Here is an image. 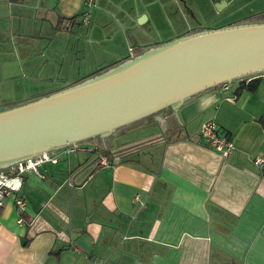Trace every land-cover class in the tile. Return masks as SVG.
<instances>
[{"label": "crops", "instance_id": "obj_1", "mask_svg": "<svg viewBox=\"0 0 264 264\" xmlns=\"http://www.w3.org/2000/svg\"><path fill=\"white\" fill-rule=\"evenodd\" d=\"M161 1L98 0L89 9L85 0H0V104L25 103L184 35L197 24L184 5L205 21L237 20L264 4L191 0L194 8L180 0L185 15L174 13L169 35L144 38V25L162 16ZM122 36L128 54L119 57ZM105 44L113 54L92 72L87 52L96 62ZM258 77L252 90L238 89L239 80L217 85L187 99L177 116L164 109L161 127L143 118L83 142L91 152L62 154L41 164L39 175L27 172L23 221L11 199L0 210V264H264V162L253 163L264 157V74ZM208 120L232 138L229 155L204 143L199 127Z\"/></svg>", "mask_w": 264, "mask_h": 264}, {"label": "water", "instance_id": "obj_2", "mask_svg": "<svg viewBox=\"0 0 264 264\" xmlns=\"http://www.w3.org/2000/svg\"><path fill=\"white\" fill-rule=\"evenodd\" d=\"M201 28L81 82L0 105V168L149 116L161 127L164 109L176 114L204 90L264 74V22Z\"/></svg>", "mask_w": 264, "mask_h": 264}, {"label": "built area", "instance_id": "obj_3", "mask_svg": "<svg viewBox=\"0 0 264 264\" xmlns=\"http://www.w3.org/2000/svg\"><path fill=\"white\" fill-rule=\"evenodd\" d=\"M85 3L89 9H92L97 0H85ZM88 15L81 16L78 18V22H87ZM131 49V48H130ZM252 77H246L242 79L249 80ZM240 79V80H242ZM224 87H229L231 83H223ZM235 97V96H234ZM199 133L204 143L220 153L223 156L229 155L231 150L234 148L232 138L227 135L220 133L216 123L212 120L204 121L200 124ZM60 151H43L42 153L36 154L30 158L10 164L6 168H0V210L4 206L7 199H11L15 208L17 209L19 216L18 222L23 221V214L27 207L26 197L23 191L24 175L27 172H33L39 175L38 167L49 162L55 164L58 162L59 157L62 154H70L76 151H88L91 152L94 149L90 146H86L83 142H73L66 144L59 148ZM99 164L108 166V160L105 155L99 154ZM264 162L263 156H257L253 159L255 165H261Z\"/></svg>", "mask_w": 264, "mask_h": 264}, {"label": "rangeland", "instance_id": "obj_4", "mask_svg": "<svg viewBox=\"0 0 264 264\" xmlns=\"http://www.w3.org/2000/svg\"><path fill=\"white\" fill-rule=\"evenodd\" d=\"M98 1V0H97ZM192 1L191 0H188L187 1V4H189V6H193L194 8H196V6L193 4V3H191ZM180 0H163V1H161L160 2V9H161V13H162V16H161V18L160 19H158L157 21H156V23L155 22H153V23H147V24H145L144 26H145V28L144 29H142V32H141V34L143 35V37L144 38H149V37H153L154 35L155 36H157V37H161L162 38V36L164 35L165 37L167 36V35H169V33H170V31L168 32V30L166 29L167 28V26H169V24L171 25V23L172 22H174V21H176V23L178 24V22H177V19H178V17H176L177 16V14H174L176 11H179L180 13H181V15L182 16H184L185 15V13L183 12V10L181 9V6H180ZM183 4V3H182ZM94 7H96V6H94ZM93 7V8H94ZM256 8L257 7V5L255 4V3H252V6H250V5H248V6H244V10L245 11H247V10H249L250 8ZM92 8V9H93ZM149 8V10L147 11V12H149L150 11V14H152L151 12H153L155 9H156V7L154 8V7H148ZM183 9L184 10H188L189 11V8L186 6V5H184V7H183ZM243 10V11H244ZM190 11H191V9H190ZM243 11H240V12H243ZM194 14V13H193ZM169 17H170V19H174L173 21H170L169 20ZM165 18V19H164ZM224 20H226L225 19V17H222L221 18V16L220 17H218L217 19H212V20H210V22H213V25H214V27H218V26H220L221 25V23L224 21ZM195 21V20H194ZM180 23V25H178V27L179 28H181L182 26H183V23L180 21L179 22ZM186 23V26H187V29H186V31L188 30V26H189V24H188V22H185ZM182 28H184V27H182ZM168 32V33H167ZM171 36V35H170ZM127 37V41H132V43H131V46H134L135 44L133 43V42H135V40H136V36H134V35H128V36H126ZM116 42V40H112V43L114 44ZM154 46H156V45H154ZM101 49H98L97 51H96V62H93V60H92V56L94 55V52L92 51V52H87V58L89 59V62L87 63V64H89L91 67H92V72H97V70H99V69H103L104 67H105V65L104 66H97L95 63H99V61H101L102 59H105L107 56H111V54H113V53H111L110 51V49H111V46H108V45H106L105 44V46H104V48L106 49H103L102 47H100ZM115 48L119 51V52H121L122 54H118V56L119 57H123V56H126L127 54H128V50H127V44H125V42H124V37L122 36L121 38H120V40H119V42L118 43H116L115 44ZM108 50V51H107ZM142 53V52H141ZM140 54V53H139ZM132 55H134L135 56V54L133 53ZM132 55H130L131 57H132ZM83 56V55H82ZM116 56V55H115ZM130 56L128 57V58H130ZM110 59H108L107 61H106V65L107 64H110L109 66H112L113 65V63H110V62H112V61H109ZM117 63V62H116ZM87 64H84L83 65V69L85 70V68L86 67H84L85 65H87ZM112 64V65H111ZM109 67H108V65H107V69H108ZM67 71H69V68L67 69ZM104 71V70H103ZM102 71V72H103ZM100 73V72H99ZM234 82H232V86L234 85L233 84ZM39 85L40 84H35V86H37V87H39ZM29 96H32V95H28V96H26V98L27 97H29ZM26 102H28V101H30L29 99L27 100H25ZM84 144V143H83Z\"/></svg>", "mask_w": 264, "mask_h": 264}, {"label": "flooded vegetation", "instance_id": "obj_5", "mask_svg": "<svg viewBox=\"0 0 264 264\" xmlns=\"http://www.w3.org/2000/svg\"><path fill=\"white\" fill-rule=\"evenodd\" d=\"M262 3H260L261 5ZM188 15L191 16L192 18H194L195 22L197 23L196 26H193L191 28H189V32L185 33V34H192L195 32H199L202 31L203 29L201 28V25H205L206 28H218V27H222L228 24H243V23H259V22H264V4L261 5L257 11H254L253 13H251L250 15H244L241 16L239 19L235 20L236 18L233 19H229L225 18L226 20H224L220 26L218 27H214L213 22H210L209 20H205V21H199L198 19H196L194 17V14L191 11H188ZM159 45V44H158ZM32 100V99H31ZM2 105V104H0Z\"/></svg>", "mask_w": 264, "mask_h": 264}, {"label": "trees", "instance_id": "obj_6", "mask_svg": "<svg viewBox=\"0 0 264 264\" xmlns=\"http://www.w3.org/2000/svg\"><path fill=\"white\" fill-rule=\"evenodd\" d=\"M258 78H259L258 75L252 76V79L249 80L247 83L244 80H239L238 89H242V88L247 89V90L254 89L257 82H258ZM20 104H22V103H19V105Z\"/></svg>", "mask_w": 264, "mask_h": 264}]
</instances>
